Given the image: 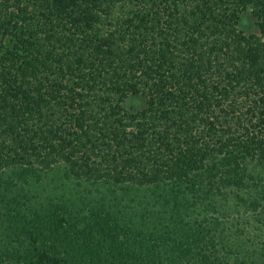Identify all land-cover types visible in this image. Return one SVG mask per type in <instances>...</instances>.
Returning <instances> with one entry per match:
<instances>
[{
  "label": "trees",
  "instance_id": "16d2710c",
  "mask_svg": "<svg viewBox=\"0 0 264 264\" xmlns=\"http://www.w3.org/2000/svg\"><path fill=\"white\" fill-rule=\"evenodd\" d=\"M5 171L0 264H264V0H0Z\"/></svg>",
  "mask_w": 264,
  "mask_h": 264
},
{
  "label": "rangeland",
  "instance_id": "374dc122",
  "mask_svg": "<svg viewBox=\"0 0 264 264\" xmlns=\"http://www.w3.org/2000/svg\"><path fill=\"white\" fill-rule=\"evenodd\" d=\"M247 19V29L256 32V26L249 18ZM80 192V188L66 183L62 180L61 174L56 172L40 180L23 179L11 171L0 172V242L15 240L13 238L16 232H12V229L16 222L8 219L5 209L18 212L22 221L31 220L37 217L38 213L49 214L54 209H58V213L63 214L67 210V207L62 206L64 200L70 203L73 200L74 203H78L77 198ZM73 207L79 209L80 203L74 204ZM8 233L11 235L6 237ZM13 244L16 243L13 242Z\"/></svg>",
  "mask_w": 264,
  "mask_h": 264
}]
</instances>
